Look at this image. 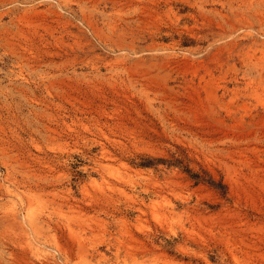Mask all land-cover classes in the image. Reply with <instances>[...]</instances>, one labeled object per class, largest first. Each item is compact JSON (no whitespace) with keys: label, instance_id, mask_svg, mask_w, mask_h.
Instances as JSON below:
<instances>
[{"label":"rangeland","instance_id":"1","mask_svg":"<svg viewBox=\"0 0 264 264\" xmlns=\"http://www.w3.org/2000/svg\"><path fill=\"white\" fill-rule=\"evenodd\" d=\"M0 264H264V0H0Z\"/></svg>","mask_w":264,"mask_h":264}]
</instances>
